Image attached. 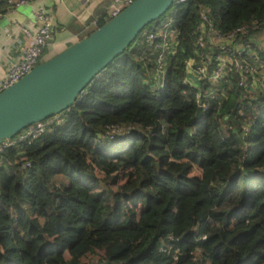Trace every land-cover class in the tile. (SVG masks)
I'll return each mask as SVG.
<instances>
[{
    "label": "trees",
    "instance_id": "obj_1",
    "mask_svg": "<svg viewBox=\"0 0 264 264\" xmlns=\"http://www.w3.org/2000/svg\"><path fill=\"white\" fill-rule=\"evenodd\" d=\"M199 7L221 33L264 22V0H188L162 80L159 51L137 38L61 125L8 150L0 264H264V89L252 99L233 73L198 116L182 79L198 58Z\"/></svg>",
    "mask_w": 264,
    "mask_h": 264
},
{
    "label": "built area",
    "instance_id": "obj_2",
    "mask_svg": "<svg viewBox=\"0 0 264 264\" xmlns=\"http://www.w3.org/2000/svg\"><path fill=\"white\" fill-rule=\"evenodd\" d=\"M5 1L9 9L7 12H11L20 6L31 3L33 0ZM134 1L112 0L106 12L93 22L94 28H99L119 15ZM187 1L175 0L169 12L159 21L146 27L138 37L146 43L148 48L159 51L156 62L157 69L153 75L155 79H163V74L167 69L165 59H167L168 53L175 55L179 37V31L174 25L175 7ZM198 13L200 24L198 36L195 39L196 49L194 52L198 58H189L184 61L182 85L191 89L192 99L196 101L199 110L203 111L208 107V99H214L217 95L215 91L219 90L221 85L228 84L229 76L236 73L239 75L238 86L251 87L252 99H254L257 95L255 94L256 91L264 89V65L258 56V49L264 48V22L252 21L234 31L221 33L208 18L207 8L199 7ZM34 15L38 24V31L32 35L29 31L24 30L25 44L22 55L11 66L6 75L0 79V93L10 88L42 63L43 51L53 36V17L42 6L37 7ZM147 73L151 74L149 71ZM66 113L67 111L35 123L12 139L3 142L0 145V166L4 163V155L8 150H19L20 144L34 141L49 128L61 125ZM249 131V127L244 126L243 136L246 137ZM120 132L118 126H111L107 128L106 135L109 141H113ZM28 167H30V163H25L21 169ZM161 251L164 250L161 249ZM174 258L177 259L176 256Z\"/></svg>",
    "mask_w": 264,
    "mask_h": 264
},
{
    "label": "water",
    "instance_id": "obj_3",
    "mask_svg": "<svg viewBox=\"0 0 264 264\" xmlns=\"http://www.w3.org/2000/svg\"><path fill=\"white\" fill-rule=\"evenodd\" d=\"M175 0H135L119 15L0 93V145L27 127L67 111L141 32ZM200 110L198 111V116Z\"/></svg>",
    "mask_w": 264,
    "mask_h": 264
},
{
    "label": "crops",
    "instance_id": "obj_4",
    "mask_svg": "<svg viewBox=\"0 0 264 264\" xmlns=\"http://www.w3.org/2000/svg\"><path fill=\"white\" fill-rule=\"evenodd\" d=\"M112 0H33L0 17V79L22 55L24 30L35 35L37 7L46 8L53 17V36L44 49L42 63L79 41L94 28Z\"/></svg>",
    "mask_w": 264,
    "mask_h": 264
},
{
    "label": "rangeland",
    "instance_id": "obj_5",
    "mask_svg": "<svg viewBox=\"0 0 264 264\" xmlns=\"http://www.w3.org/2000/svg\"><path fill=\"white\" fill-rule=\"evenodd\" d=\"M154 84V81H152V85ZM157 88H160V86H158ZM233 128H236V127H233ZM237 129V128H236ZM89 161H91V159H88ZM101 166H106V163L105 162H103L102 164H100ZM119 173V171H117V174ZM193 174H196V172H193ZM98 175H99V178H103V175H104V173L103 172H100V171H98ZM119 179H118V184H122V183H124L125 182V180H123L122 178H121V174H119ZM60 185H62V184H60ZM59 186V185H58ZM136 254V251L133 253V254H131L130 255V257H133L134 255ZM66 259L67 260H69V258H68V256H66Z\"/></svg>",
    "mask_w": 264,
    "mask_h": 264
}]
</instances>
